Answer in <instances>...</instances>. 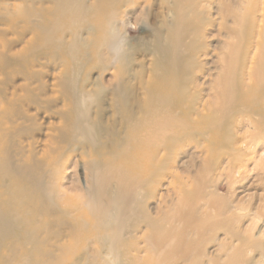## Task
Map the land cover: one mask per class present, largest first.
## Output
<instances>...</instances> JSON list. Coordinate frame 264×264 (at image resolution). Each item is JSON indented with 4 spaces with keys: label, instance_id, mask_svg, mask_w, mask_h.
Segmentation results:
<instances>
[{
    "label": "bare ground",
    "instance_id": "bare-ground-1",
    "mask_svg": "<svg viewBox=\"0 0 264 264\" xmlns=\"http://www.w3.org/2000/svg\"><path fill=\"white\" fill-rule=\"evenodd\" d=\"M37 1L0 73L60 55L73 144L25 158L41 185L11 176L23 99L0 93V264H264V0ZM82 62L100 98L61 93Z\"/></svg>",
    "mask_w": 264,
    "mask_h": 264
},
{
    "label": "rangeland",
    "instance_id": "rangeland-1",
    "mask_svg": "<svg viewBox=\"0 0 264 264\" xmlns=\"http://www.w3.org/2000/svg\"><path fill=\"white\" fill-rule=\"evenodd\" d=\"M38 3L39 1L37 0H0V51L3 54L17 55L28 49L29 45L27 43L30 41L31 36H29L30 30L26 26L27 7L31 5L37 7ZM12 10H15L16 14H14L16 17L14 15L13 23L9 25L3 15L10 14ZM24 13H26V16ZM28 51H31L30 54ZM25 55L36 61L33 66L31 64L18 66L17 64L10 68L9 73H0V93L7 98H10L11 95L22 98L21 110H19V107L14 108L17 110L19 117L25 115L19 121L18 117V122L13 124L14 128L3 137L1 141L2 159L6 170L11 176H24L28 179L31 186H37L42 184L43 179L45 180L47 173L46 166H44L45 161L38 168L32 169L31 166L25 165V158L31 156V158L34 157L33 159L38 160L37 158L45 155L44 158L46 159V154L55 158L58 154L55 153L53 144L59 148L68 147L69 145L67 144H73V142L69 136L64 135V132L62 133L58 129L56 131L58 130L59 132L55 131V126L57 127L59 122L57 114L61 108L58 100L55 99V95L49 90L53 74L58 72V70H55L56 65L54 67V63L61 62V56L53 52H49L45 56L37 51L34 53L33 50H27ZM44 59L47 61L45 62ZM82 63L83 65L79 69H74L75 73L72 71V75L62 76L64 79L62 77L57 79L56 82L60 80L59 84H57L61 93L64 95L68 94L72 98L77 95H84L87 92L91 95V98H95L98 95V98H100V90L98 85H96L99 82L95 80L96 69L90 68L89 63H86L87 65L84 64L85 62ZM92 86L94 89L96 87V92L93 91ZM90 90L93 93L95 92L96 95ZM75 91H79L77 92L78 94ZM87 93L86 95L88 96ZM261 171L258 169L260 174ZM259 183L254 184L255 186L251 188L250 193L261 192L260 194L263 195L262 182L260 181Z\"/></svg>",
    "mask_w": 264,
    "mask_h": 264
}]
</instances>
